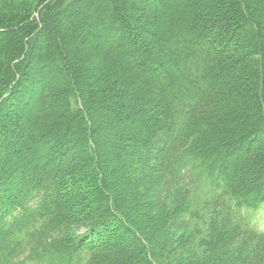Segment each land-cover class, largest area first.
<instances>
[{
    "label": "trees",
    "instance_id": "trees-1",
    "mask_svg": "<svg viewBox=\"0 0 264 264\" xmlns=\"http://www.w3.org/2000/svg\"><path fill=\"white\" fill-rule=\"evenodd\" d=\"M0 44V116L25 70L51 74L50 84L46 76L32 93L34 75L27 73L31 80L23 88L36 99L14 118L35 163L34 180L14 202L0 200V264H69L72 241L81 248L75 264L169 262L164 251L175 228L156 246L121 207L125 189L137 185L122 173L125 137L129 145L157 152V165L147 170L156 175L158 206L172 205L168 223H200V233L176 246L196 245L183 263L264 264V232L251 222L264 206V0H35L18 17L0 20ZM142 109L146 122L138 128L131 113ZM71 128L79 135L74 148L89 141L92 163L109 166L116 199L99 171L76 177L72 160L87 155L75 156L61 143ZM86 129L94 139L82 137ZM61 144L73 156L57 166L54 151ZM21 168L12 161L6 171ZM200 177L205 199L193 208ZM67 180L94 181L93 211L70 216V206L61 203ZM82 191L70 194L80 210L88 202ZM113 224L136 246L111 247Z\"/></svg>",
    "mask_w": 264,
    "mask_h": 264
},
{
    "label": "rangeland",
    "instance_id": "rangeland-1",
    "mask_svg": "<svg viewBox=\"0 0 264 264\" xmlns=\"http://www.w3.org/2000/svg\"><path fill=\"white\" fill-rule=\"evenodd\" d=\"M35 0H0V20L6 19L8 17H18L20 14H22L26 7H29ZM40 24L36 23V33L38 30H40ZM35 33V34H36ZM33 35L30 41L35 42V37L37 35ZM145 37V36H144ZM149 39V38H148ZM2 46L0 44V50ZM34 51V50H33ZM33 51H32V57L29 62L32 61L33 58ZM30 64V63H29ZM97 73L99 72V68L95 70ZM22 72V71H21ZM26 75L25 78L28 79L27 73L31 74V76L34 75V83H30L29 79L28 82L30 85H33L34 90L32 93H34L35 90H38L40 87H42V83L45 80V77L48 76L46 81L50 84V78L51 74L46 71H39L34 66H31L30 69H27L24 71ZM32 78V79H33ZM24 79V82L20 85V88L16 89L17 93L13 95L12 104L9 107L8 110L2 113L0 116V200L2 201H10L14 202L16 200V197H18V193H20L21 189L23 187H26L27 185H31L33 183L34 177L32 173L30 172L32 165L35 163L29 161L27 153L29 152L28 149H24L25 145L23 146L22 140L24 139V132L21 130H18L16 127V124L14 123L15 115L19 114V112L24 111V106L27 104H31V102H34L36 97L32 95L31 92L25 91L24 86L28 89V82ZM61 84H64L66 82L65 79L61 81ZM64 82V83H63ZM55 84H59L58 80L55 82ZM19 87V86H18ZM22 88V89H21ZM21 89V90H20ZM44 89V88H43ZM20 90L19 94L18 91ZM83 91V90H82ZM31 93V94H30ZM82 96L85 97V94L82 92ZM129 98H131L130 95H127L128 101H125L126 104L129 103ZM31 99V100H30ZM24 103H23V102ZM17 104L16 107L13 105ZM128 105V104H127ZM13 106V107H12ZM146 109L138 110L132 112L131 116L133 118V121H135V125L139 128V122L143 121L146 122ZM156 114H158V111H155ZM93 112L89 111V115L92 116ZM21 115V114H20ZM90 116V117H91ZM87 124V123H86ZM74 126V125H73ZM88 126V125H87ZM14 131V135L12 132ZM63 132V131H62ZM63 134V133H60ZM18 135V136H17ZM87 129L83 131L82 137H90L91 139H94ZM62 144H66L67 147L74 148V142L78 138L79 135H74V128H71V130L68 132V134L64 137L62 135ZM23 138V139H22ZM129 137H125L122 141L123 148L126 151L127 158L122 164V173L123 175L128 179H134L137 183L134 187H129L125 189L124 191V205H122V209L129 214L130 218L132 219V222L134 223L135 228H138L141 233L148 239V242L151 244L154 243V245H158L162 238L165 239L164 234L172 233L170 229L175 228V232L172 233L169 245L166 248V251H164V254H166L169 259V262L167 264H188L187 262L183 263V261L186 260V255L188 251L192 250L194 246L196 245H190L188 248H183L182 250L177 249V245L180 242H184V240L188 239V236L191 235V233L199 232L200 233V223L196 220H189L186 221L185 227H180V220H174V224L170 225V221L168 223L167 219L170 217L168 215V212L172 209V205L169 202H166L164 204H161L158 206V203L155 201V180L156 175H148L149 172L147 169H151V167H155L157 165V152L150 149V150H141L140 148H136V145H129L130 142L128 141ZM59 145L57 147L55 156L57 157V166L65 164L68 160H70L71 155L70 153H67V150L65 149L64 145ZM88 147H90V142L85 141L84 144L79 147H76L75 149V156L79 153L81 157V153L85 150V154L87 155V158H80L79 160H72L75 169L74 172L77 174V178H79L78 173H82L83 176H85L87 179L90 178L93 175V172L97 170L100 174H102L104 183H105V190L111 195L114 199L118 196L116 187L112 186L110 182H107V178L109 175V166L106 168V165H102L98 163V166H96L92 160V157L89 156V153L86 152L88 150ZM31 151V150H30ZM35 149H33L31 152L35 154ZM98 155H101V152L98 153ZM36 157H39L37 155ZM84 157V156H83ZM91 157V158H90ZM86 160V161H85ZM101 160V159H100ZM19 162L21 167L24 168L26 165L28 168L27 171L23 172L21 170H17L15 172L13 171H6L7 163L10 162ZM153 171V169H151ZM21 172V175L18 173ZM22 175L24 177H22ZM76 179V178H75ZM206 179L203 177H200L196 180L194 188H193V195H192V201L191 204L195 207L200 206L202 201L205 199V191L207 189L206 186ZM88 181V180H87ZM98 182V181H97ZM97 182L95 181V186H97ZM94 181L90 184L89 182L85 183L82 180H79L75 185L73 183H68V180L66 181L65 185L66 188L63 190V194L66 195V199H62L61 203L70 206L72 209L70 212V216L73 218H80L83 215V212H91L94 208V203L97 200V196H94V192L91 193L90 187L92 186ZM110 184V185H109ZM95 189V188H94ZM98 189V188H96ZM95 189V190H96ZM87 192L88 196V202L85 201L83 205V211L80 210L78 205H82V203H79L78 198H72L71 192ZM97 191V190H96ZM70 195V196H69ZM178 192L174 191L172 194L169 192V197L172 199H175L174 197L178 196ZM69 196V197H68ZM95 200V202H94ZM170 200V199H169ZM170 213V212H169ZM174 219V218H173ZM185 219V217H183ZM171 220V219H170ZM166 222L168 224H166ZM252 223L256 225L259 229L264 230V206L259 208L258 210L254 211L252 213ZM162 225L163 230L161 232L159 229V225ZM110 225V224H109ZM170 225V227H169ZM113 227L111 230V235L114 237L113 241L111 243V247H127L130 248L136 246V243L134 239L130 238L127 234H125L120 228L121 226L118 224H113ZM162 229V228H161ZM83 229H80V232H82ZM120 230V231H119ZM193 230V231H192ZM195 231V232H194ZM78 232V233H80ZM1 234V233H0ZM202 234V233H201ZM181 240V241H180ZM72 246L76 248L74 252H72L68 256V263L69 264H75L76 259L79 257V252L81 251V248H79V245L75 243V241L71 242ZM121 248V247H120ZM175 252V253H174ZM27 264H51L47 261H41V262H33V263H27ZM196 264V263H195ZM198 264V262H197Z\"/></svg>",
    "mask_w": 264,
    "mask_h": 264
},
{
    "label": "bare ground",
    "instance_id": "bare-ground-1",
    "mask_svg": "<svg viewBox=\"0 0 264 264\" xmlns=\"http://www.w3.org/2000/svg\"><path fill=\"white\" fill-rule=\"evenodd\" d=\"M83 209V208H82Z\"/></svg>",
    "mask_w": 264,
    "mask_h": 264
}]
</instances>
